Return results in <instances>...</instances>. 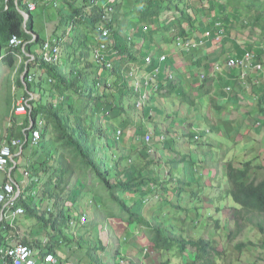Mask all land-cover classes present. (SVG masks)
<instances>
[{"label": "trees", "instance_id": "obj_1", "mask_svg": "<svg viewBox=\"0 0 264 264\" xmlns=\"http://www.w3.org/2000/svg\"><path fill=\"white\" fill-rule=\"evenodd\" d=\"M24 1L0 0V61L13 68L20 56L24 60L20 65L23 76L18 78L17 86L22 88L25 97L29 96V92L38 95L30 99V115L33 119L42 120L39 141L36 146L25 143L17 158H21L23 165L28 167L31 179L41 181L43 189L39 195L26 194L24 191L17 201L24 213L0 220V244L9 232L14 231L16 225H23L22 219H34L45 229L47 225L52 226L54 233L46 248L62 260L58 253L67 254V249L76 243L73 229L79 230L82 225L95 228L102 222L104 226L108 220H116L138 225L137 232L142 233L150 242L151 249L158 254L172 252L173 256L180 258L189 249L193 251L190 260L175 264H217V260L228 252L214 238L220 227H226L223 223L220 225L219 218L214 216L220 210L222 214V207L212 201L207 204L200 201L198 196L202 190L199 185L203 175L191 152L181 153L180 157L164 161L162 170V159H154L146 149H139L154 143L151 140L150 145H144L137 139L146 131L143 126L133 123L127 117L121 118L118 125L108 121L125 114V108L127 110L133 106L130 101L131 90L126 85L129 78L120 73L123 69L127 75L125 64L128 59L134 58L131 60L139 64L143 62L142 56L149 52L151 43L159 44L165 38L171 41L173 36L180 35L184 39L193 38L197 45L191 51L177 53V58L174 54H165V49L161 47L152 50L151 63L146 66L145 71L157 67L156 77L159 81L155 96L149 102L155 103L159 95L161 98L173 97L181 106L187 103L186 110L195 111V120L178 118L179 122L173 119V123L184 125L188 121L186 123L194 124L187 137L193 144L207 133L206 127L211 122L202 113L201 102L213 90L209 84L213 78L219 85L216 90L214 86L216 95H219L220 87L225 85H229L231 89L233 86L234 91L243 87L240 90L242 95L248 91L251 97L249 99L255 101V108H250V117L241 122L246 124L247 121H252L257 122L258 127L264 126V76L261 73L253 78L247 75L241 77L240 73H236L228 79L223 76L225 71L215 78L208 77L207 74L211 63L215 64L222 55L224 58H240L246 53L243 45L234 41L229 34V30L238 29V25L248 27L247 39L264 44V0H199L196 4L185 0H112L111 11L104 10L106 0H65L64 6L59 5L57 10L66 24L57 25L62 28L59 29L60 33L46 38H59L60 50L65 47L71 51L55 63L43 61L39 50L32 53V60L24 55L25 49L30 51L32 46L40 47L46 40L39 36V32H35L34 40L27 33L26 30L29 29L33 32V28H30L33 15L28 12ZM216 3H219V12L214 7ZM67 5L70 9L65 12ZM17 7L29 14L25 26L23 15ZM122 14H125L126 25H133L124 37H121ZM104 15L108 21L103 19ZM246 19L248 21L245 22ZM103 26L109 28V36L105 40L107 47L100 51L102 64L97 65L93 50L99 45L97 35L101 33ZM143 26L147 30H143ZM207 30L209 35L204 36L203 32ZM13 34L32 41H28L23 49L12 47L9 45V38ZM146 34L150 41L145 39ZM218 34L222 35L221 40L214 44L212 40ZM140 52L142 56L135 59ZM161 54L164 58L159 61ZM250 54L253 62L261 64L262 69V61L256 58L258 51L256 50V54L250 51ZM176 59H183L186 64L177 65ZM108 61L111 63L109 67ZM37 71L40 73H36ZM198 73H204V78H200ZM29 76H32V80L28 79ZM215 97L209 98L216 110L214 117L217 118V124L211 128L233 140L239 127L233 126L229 117H232L239 105L246 104L247 101L238 98L235 103H231L234 106L225 112L226 109L223 110L224 106L217 103ZM9 99L8 97V104ZM74 102H78V107ZM157 110L152 105L134 108L140 121L144 119L154 122L157 118H154V112ZM91 114H101L106 119V126H96L94 120L87 121ZM258 115L261 116L260 119L256 118ZM9 116L11 117L10 113ZM15 124L9 138L17 136L19 132L18 129L15 132ZM222 125L224 129H221ZM152 126L154 127L153 124ZM117 129L122 130V134L125 129L131 130L129 140H125L122 134L117 135ZM156 129L153 130V138L158 143L166 142L164 134ZM161 135L163 139L160 138ZM99 141L104 142L100 144L102 148L98 147ZM117 144L120 146L116 157L108 158L105 154L100 156L101 151L107 152L117 147ZM57 154L59 156L55 159ZM124 160L130 164H123ZM257 160L226 161L224 172L227 186L223 192L231 198L232 207L236 209L232 227L225 228L226 242L239 253H252L259 248L260 256L264 253V238L252 240L247 236L254 229L258 233L264 229V164ZM16 163L17 166L20 165L19 161ZM169 163L170 168H164ZM162 171L166 176H162ZM180 171L184 176H178ZM73 177L72 188L66 190L65 184ZM193 185L198 188H193ZM35 188L36 182H32L25 189L31 192ZM85 197L86 201L79 204ZM145 208L150 217L160 220L156 225L151 226L143 217ZM185 212L188 218L184 215ZM83 213L86 214L85 223L67 228L70 233L64 234L63 226H67V220H78ZM166 219H172L176 225ZM163 223L170 228L163 227ZM208 232L210 236H207ZM126 234L130 238L135 237L128 231ZM242 234L241 239L237 240ZM46 235L48 238L51 236L49 231H46ZM52 238L57 240L53 241ZM21 242L31 246H40L41 243L38 238L26 236L21 238ZM100 248L105 249L101 245ZM171 256L161 263L169 264ZM109 257L110 264H118V250ZM91 259L103 264L92 254Z\"/></svg>", "mask_w": 264, "mask_h": 264}, {"label": "rangeland", "instance_id": "obj_2", "mask_svg": "<svg viewBox=\"0 0 264 264\" xmlns=\"http://www.w3.org/2000/svg\"><path fill=\"white\" fill-rule=\"evenodd\" d=\"M65 0H58V6H64ZM188 2L198 3L199 0H185ZM220 2L225 0H219ZM182 4V3H181ZM212 4V3H211ZM77 5V3H75ZM216 7L217 12H219V3H216L214 5ZM63 8V7H62ZM42 7L38 8V10L32 12L33 13V20H34V29L39 31V36L42 38H46L45 31H47L46 24H43L44 20V14L42 13ZM172 9H170L171 11ZM24 11L25 10H21ZM26 13V19L28 18V13ZM137 10V14H138ZM125 14H122V35L121 37H124L128 34L129 30L133 27V25H126L127 20H125ZM140 15V14H139ZM139 15L137 16L139 18ZM203 18H206L203 16ZM206 21V19H204ZM248 21V19L245 20V22ZM125 22V23H124ZM49 27L50 25L47 24ZM138 26V25H137ZM238 29H231L229 30L230 37L234 39L237 43H240L243 45L246 53L254 52L256 54V50L259 54L256 55V58H259V60L263 63V68L261 71L256 72H248L247 76L253 78L258 73L262 74L264 76V44H260L258 41L252 42L250 39H247L248 36V27H242L238 25ZM35 33V31H33ZM28 41V40H27ZM242 42V43H241ZM214 44H217L214 42ZM253 49L256 48V50L251 49L252 46ZM160 47L165 48L167 51H171L172 49H177L178 47L176 44H167V43H160ZM36 46H32L31 50H24L23 53L25 56L28 57L29 54H32L35 51ZM70 49L61 48V57H65V55L70 52ZM4 53V51H3ZM220 61H224V56L222 55L219 59ZM178 62L177 65H184L186 64L185 61L182 59H176ZM24 62L23 59L18 58L16 65L13 68H9L6 66V64L2 63L0 61V144L7 140L11 136V128L12 126L19 121V119H15L14 122L12 121L11 117L9 116V113L11 112V107L13 101L20 99L21 97H25L23 94L22 88L17 86L18 78H22L23 73L20 72V65ZM182 63V64H180ZM36 73H40L37 71ZM197 73V72H196ZM188 76V73H186ZM208 77L210 76V72L208 71ZM229 74V73H228ZM200 77V73H198ZM36 77V76H35ZM201 78V77H200ZM215 78V77H214ZM228 79V78H227ZM264 79V78H262ZM211 84V87L213 88L215 86L216 88L219 86L218 83L214 84L213 78L209 82ZM246 86L245 84H243ZM224 86L220 87V90H223V93H220L219 95H216V91L212 90L208 96H205L203 101L201 102L202 105V113L205 117H207L211 122L209 125H207L206 130L207 133L203 134V136L200 137V139L197 142L191 143V140H188V133L191 127H194V124L186 123L188 121H185L184 125H175L173 123V119L176 120L178 123V118H186L187 120H195V111L191 109V111L186 110L185 103L182 106L178 105V100L173 97L168 98H161L159 95L157 96L158 100H155V103L151 104V102H148L146 105H152L156 107L158 110L157 112H154V119L145 121L142 119L140 121L139 118L136 117V113L134 112V106H131V108H125V114L119 116L116 119H111V121H108L110 124L118 125L119 120L123 117L130 118L131 121L135 124H140V126H143L144 130H148L151 133V136L153 135V130H159L160 133L162 132L165 136V141L163 143H158L152 136V142L154 140V143L144 148V146H141L139 149H146L145 151L149 153V156L153 157L154 159H162V163H160V169L163 170L162 165L164 164V161L166 162L168 159H171L172 157H180L181 153H188L191 152L193 155V158L196 160V166L198 167V170L202 173V177H200V185L199 188L202 190V192L199 194L198 197H200V201L202 204H207L210 201L218 204L219 207H222V214L221 210L219 213L215 214L214 216L219 218L220 225L225 224L226 227H220V229L217 230V233L215 234L214 238L219 243L220 247L223 249H226L227 255L223 256L222 258H219L217 260V264H250L253 262L254 264H264V253H261L260 256H258L260 249H255L252 253L250 252H243L239 253L235 251L232 248V245L226 242L225 234L227 230L225 228H228V226L231 228L233 225V218L235 213V208H233V202L231 198L226 195L223 191L226 188V181H225V169L224 165L225 162L228 160H245V159H252L257 158L259 163L264 164V126L258 127L257 122L254 123L252 121H247L246 124L242 123L241 120H247L250 116L248 115L250 108H255L254 102L251 98L248 91H246L243 95L240 90H242L243 87H240V89L230 91H225ZM240 91V93L238 92ZM195 94V93H192ZM241 94V95H239ZM38 97L37 94L34 95V93L29 92V96ZM252 95V94H251ZM212 96H216L215 100L217 103L224 106V109H226L225 112H227L232 106L231 103H235L238 98H243L247 101L246 104H241L237 107V109L234 110L232 117H229V120L233 123V126H238L239 131L238 133L232 138L227 137L223 135L221 132H215L211 128V126H214L217 124L215 119V109L212 107L209 98ZM8 97L10 98V103L8 104ZM252 100V101H251ZM132 102V99L130 100ZM200 102V100H199ZM75 106L78 107V102L73 103ZM127 105V104H125ZM128 106V107H129ZM134 107V108H133ZM222 110V111H223ZM162 112V113H160ZM158 113L161 114V116L158 118ZM129 114V115H128ZM177 114V115H176ZM261 116H257L256 118L260 119ZM166 118V119H164ZM129 119V120H130ZM94 120L96 122V126H106V119L101 115L98 114L97 116L95 114H91V116L87 117V121ZM149 122V123H148ZM202 122V120H200ZM154 125V127L152 126ZM158 125V126H155ZM15 132L18 129L17 123L14 126ZM221 129H224V126H221ZM131 130L125 129L124 134H122L123 138L126 140L130 135ZM209 131V132H208ZM222 131V130H221ZM48 136H46L47 138ZM123 139V140H124ZM124 140V141H125ZM117 143L120 141H116ZM101 143H104L103 141L98 142V147L102 148L100 146ZM120 145L117 144V147L111 148L107 152L101 151L100 156L103 157V154L107 155L108 158L115 156L118 150V147ZM169 146V147H168ZM117 148V149H116ZM138 149V150H139ZM59 154L56 155L55 159L58 158ZM17 158V155L15 156V160ZM19 165L20 167H24L23 160L19 159ZM123 164H130L129 161L124 160L122 162ZM170 163L168 165H165L164 168H170ZM183 174L181 171L179 172L178 176H181ZM162 176H166V173L162 171ZM184 176V174H183ZM74 181V177L69 180V183L66 185V190L72 188ZM81 186V185H80ZM193 188H198L196 185H193ZM41 190V189H40ZM40 190L37 191V194L40 192ZM86 197L79 203L83 204L86 201ZM198 204V203H197ZM184 206V205H183ZM72 209V208H70ZM85 216L86 214L83 213ZM143 217L148 220L151 226H154L157 224L158 221L156 219H153L150 217L147 213V208L143 211ZM184 215H188L187 212H185ZM89 216V215H88ZM209 216V215H206ZM188 218V216H187ZM169 221H173L172 219H166ZM23 225L20 224L16 225L17 229L19 230V234L25 237L29 238H38L40 241H42L47 235L46 231H49V235L53 234L54 232L51 230V225H47V229L41 227L38 225L37 221L34 219H29L28 221L25 219H22ZM186 221H189L186 219ZM87 223V222H86ZM188 223V222H187ZM264 223V219H263ZM174 226L175 221H173ZM186 225V223H185ZM28 226V227H27ZM163 227L170 228L165 223H163ZM176 228V227H175ZM223 228V229H222ZM264 228V227H263ZM64 234L70 233V230L67 229V226H63ZM130 232L132 236H135L134 238H130L126 232ZM138 225L134 224H127V223H121L117 222L116 220H108L107 225L103 222L100 223L95 228H91L88 226H80L79 230H72L73 237H76V243L74 245H71L70 249H67V254H61L60 252L58 255L61 256L62 260L66 256L70 259H75L79 264H98L97 261L94 259H91V254L93 256H96L97 259H100L101 262L104 264H110V254L116 250H118V257L116 263L120 264L119 262H123L122 264L126 263H133V264H162L161 262H164L166 258L169 255H172L170 260L171 262L169 264H175L176 262H185L186 260H190L193 257V251L189 249L186 251L182 257L173 256L172 252H161L157 253L151 249L150 242L147 241V239L142 235V233H138ZM138 233V234H137ZM207 236H210V232L207 233ZM243 234L237 239L240 240ZM247 236L251 238L252 240H256L257 238L261 239L264 238V229L261 233H258L257 229L252 230L251 232L247 233ZM52 235L48 238L49 242ZM57 240L56 238H52L54 241ZM75 240V239H74ZM126 241V243H124ZM100 245L103 246L105 249L102 250L100 248ZM96 248L92 249L91 248ZM45 247L43 245L36 247L37 251H42ZM255 248V247H254ZM252 248V250L254 249ZM221 249V250H223ZM258 256V257H257ZM151 259L153 261L151 262Z\"/></svg>", "mask_w": 264, "mask_h": 264}, {"label": "built area", "instance_id": "obj_3", "mask_svg": "<svg viewBox=\"0 0 264 264\" xmlns=\"http://www.w3.org/2000/svg\"><path fill=\"white\" fill-rule=\"evenodd\" d=\"M44 1L51 2L55 7L58 6V0H28L26 1L28 12L34 11L37 8L38 2ZM90 1L97 2L98 0ZM111 1L112 0H106V2H104V10H112L110 6ZM103 19L108 21L105 15ZM142 29L147 30L144 26ZM29 34L34 40L35 34H33V32H29ZM205 35H209L208 30L205 32ZM108 36L109 28L103 26L101 33L97 35V42H99V45L93 50L94 62L97 65H100V63L102 64V59H100L102 54L100 51L107 47L105 40ZM218 39L219 35L214 37L215 41ZM28 41H32V39ZM28 41L13 34L9 38V45L23 49ZM150 54L151 52L145 53L142 56L143 62L139 64H135L133 62L134 60H131L134 58H129L125 65L127 68V75L123 69L120 71L122 76H127L129 78L126 85L131 90L130 97L132 99V105L135 108L146 105L149 99L155 95V91L158 88L159 80L156 77L157 67L150 71H145L146 66L151 63ZM28 56L29 60H32L34 57L32 54ZM39 56L47 63L57 62L61 58L60 39L57 37L46 38L44 43L40 46ZM163 58L164 55L161 54L159 56V61ZM107 66H111L109 61L107 62ZM225 66L230 72L240 73L241 77L247 75L248 72L261 71V64L253 62L250 53H245L240 58H228L225 61ZM215 69H218L217 65ZM144 71L146 73H144ZM28 79L32 80V76H29ZM224 89L229 91L230 86H226ZM32 97L33 95L21 97L13 101L10 115L13 119H19V121L16 122L18 123L19 132L16 134L17 136L8 138L0 144V220L8 217L14 218L16 215L24 213L23 207L17 204L19 196H21L24 191L26 194L39 195L43 189L41 181H38L37 178L31 179V172L28 167L25 165L24 167L17 166L16 162L19 160L18 158L15 160V156H18L22 152V147L25 143H28L29 146H36L39 141L42 120L40 118L33 119L30 115V99ZM121 131L122 130L117 129V135L121 134ZM160 138L163 139L162 135ZM137 139L144 145H150L152 136L151 133L146 130ZM32 182H36L35 190L31 192L26 191L25 188ZM38 190H40V192L37 194ZM85 221V215H80L78 220L70 218L67 220V228H73L76 224H83ZM21 238H23V234L20 236L16 226L14 227V231L9 232L5 236L4 241L0 244L1 264H79L74 258L70 259L68 256L63 258V260H59L52 251L47 250L46 246L50 244L48 236L40 243V245H43L45 248L37 252V246H31L28 243L21 242Z\"/></svg>", "mask_w": 264, "mask_h": 264}, {"label": "clouds", "instance_id": "obj_4", "mask_svg": "<svg viewBox=\"0 0 264 264\" xmlns=\"http://www.w3.org/2000/svg\"><path fill=\"white\" fill-rule=\"evenodd\" d=\"M205 32L206 31H204L203 32V35L204 36H208V35H205ZM219 35V39L218 40H214V38H213V43L215 42H219L220 40H221V34H218ZM173 39L171 40V41H169V38H165L164 39V42H162V43H167V44H176V46L178 47L177 49H172L171 51H167L165 48H162V49H165V51H166V53L165 54H174V55H176L177 53L178 54H180V53H182V52H188V51H191V50H193L195 47L194 46H196L197 44L194 42V39L193 38H189V39H184L182 36H180V35H177V36H173L172 37ZM145 39H147V40H149L150 41V39H149V35L148 34H146L145 35ZM160 44V43H159ZM159 44H150L149 46H150V48H149V52H152V50L153 49H155L156 47H160V45ZM143 45V44H142ZM158 45V46H157ZM163 55V54H162ZM142 55H141V52L140 53H138V57L137 58H140ZM160 56V55H159ZM176 58H177V55L175 56ZM220 59V57L218 58V60H216L215 61V64H212L211 63V65H210V67H209V72H210V76H212V77H216V75L218 74H221L222 73V71H225V73L223 74V76H225L226 78H232L233 77V75L234 74H236V73H233V72H230L229 71V69L228 68H226V66H225V61L228 59V58H224V61H220L219 60ZM218 66V69H215V66ZM229 73V74H228ZM204 73H200V77L201 78H204ZM215 82H217L218 83V81H214V83ZM226 86H229V85H225L224 87H226ZM213 90H214V87H213ZM225 90V89H224ZM230 90H231V87H230ZM229 90V91H230ZM226 91V90H225ZM228 92V91H227ZM155 96V95H154ZM153 96V97H154Z\"/></svg>", "mask_w": 264, "mask_h": 264}, {"label": "crops", "instance_id": "obj_5", "mask_svg": "<svg viewBox=\"0 0 264 264\" xmlns=\"http://www.w3.org/2000/svg\"><path fill=\"white\" fill-rule=\"evenodd\" d=\"M26 1L28 0H25L24 3H26ZM42 7V13H45L44 14V20H43V24H46V27L48 28L47 31H45V35L46 37H48V35H56L57 33H60V30L59 29H62L61 27H58L57 25L59 24H66V20L63 19L60 14L58 13V10H57V7L58 6H54L51 2L49 1H44V2H38L37 4V8L35 9L36 11L38 10V8ZM18 11L21 12V14L23 15V26H25V22H26V13L24 11H21V9H19V7H17ZM67 9L69 10L70 9V6L67 5V8L64 10L65 12L67 11ZM34 10V11H35ZM32 11V12H34ZM33 15V13H32ZM31 22V26L30 28L32 27L33 28V31L35 32H39L37 30L34 29V20H33V16H32V21ZM49 24L50 27L47 25ZM58 27V28H57ZM57 28V29H56ZM28 33L29 32H32L30 29L29 30H26ZM35 34V33H33ZM70 35V32L68 34V36ZM40 49V47L37 45V47L35 48L36 51H38ZM179 106H181L179 103H178ZM191 111V109L189 110ZM21 236V235H20Z\"/></svg>", "mask_w": 264, "mask_h": 264}, {"label": "bare ground", "instance_id": "obj_6", "mask_svg": "<svg viewBox=\"0 0 264 264\" xmlns=\"http://www.w3.org/2000/svg\"><path fill=\"white\" fill-rule=\"evenodd\" d=\"M68 33V32H67ZM126 63V62H125ZM126 65V64H125ZM32 184V183H31Z\"/></svg>", "mask_w": 264, "mask_h": 264}, {"label": "water", "instance_id": "obj_7", "mask_svg": "<svg viewBox=\"0 0 264 264\" xmlns=\"http://www.w3.org/2000/svg\"><path fill=\"white\" fill-rule=\"evenodd\" d=\"M24 25V24H23Z\"/></svg>", "mask_w": 264, "mask_h": 264}]
</instances>
